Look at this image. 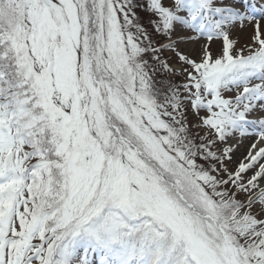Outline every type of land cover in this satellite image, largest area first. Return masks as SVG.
<instances>
[{
	"label": "snow or ice",
	"instance_id": "obj_1",
	"mask_svg": "<svg viewBox=\"0 0 264 264\" xmlns=\"http://www.w3.org/2000/svg\"><path fill=\"white\" fill-rule=\"evenodd\" d=\"M0 264H264V0H0Z\"/></svg>",
	"mask_w": 264,
	"mask_h": 264
},
{
	"label": "rangeland",
	"instance_id": "obj_2",
	"mask_svg": "<svg viewBox=\"0 0 264 264\" xmlns=\"http://www.w3.org/2000/svg\"><path fill=\"white\" fill-rule=\"evenodd\" d=\"M144 2L146 3L147 0H144ZM138 12H140V14L142 15V22L146 27H150L147 24V20L148 17L151 15V13L142 11V10H138ZM251 35H252V27L251 25H247L243 30H241L239 27L233 29V31L230 33V39L236 40L237 44L235 45L236 48H241L243 47L246 43H250L251 42ZM155 39L158 40V43H166L167 42V38L166 37H154ZM175 39V37H173ZM201 44H207L209 50L215 55V54H219L222 52V39H214L213 41L209 42L207 41L206 38H200L197 41H185V42H178L177 43V48L180 49L181 51L185 52V53H199V49H200V45ZM161 59H167L169 60L170 64L175 65L177 67H179L180 65V61L177 59V57L175 56V53L171 50H164L161 54ZM193 58H196V56H193ZM175 81L177 83H182L183 82V77L177 75L175 76ZM225 96L228 95H235V93H224ZM189 119L190 121H192L193 123L196 122V118L194 115L191 114V109L189 108ZM203 114V113H202ZM201 134H203L201 132ZM250 146V141L245 139L244 140V144L241 145L238 150L235 152V156H234V160L238 163L239 159H242L243 157H239L237 155L238 152H242L245 151L247 152V147ZM250 175V174H249Z\"/></svg>",
	"mask_w": 264,
	"mask_h": 264
},
{
	"label": "bare ground",
	"instance_id": "obj_3",
	"mask_svg": "<svg viewBox=\"0 0 264 264\" xmlns=\"http://www.w3.org/2000/svg\"><path fill=\"white\" fill-rule=\"evenodd\" d=\"M246 153H247V152H245V151L242 150V152H238L237 155H238L239 157H243V155H246Z\"/></svg>",
	"mask_w": 264,
	"mask_h": 264
},
{
	"label": "trees",
	"instance_id": "obj_4",
	"mask_svg": "<svg viewBox=\"0 0 264 264\" xmlns=\"http://www.w3.org/2000/svg\"><path fill=\"white\" fill-rule=\"evenodd\" d=\"M139 15H140V22L143 24V22H142V15L140 14V12H139Z\"/></svg>",
	"mask_w": 264,
	"mask_h": 264
}]
</instances>
